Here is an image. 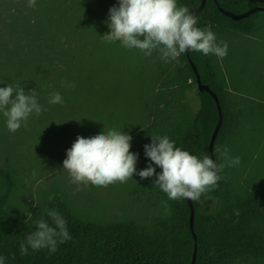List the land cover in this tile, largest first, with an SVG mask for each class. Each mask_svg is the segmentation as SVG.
<instances>
[{
  "label": "trees",
  "instance_id": "trees-1",
  "mask_svg": "<svg viewBox=\"0 0 264 264\" xmlns=\"http://www.w3.org/2000/svg\"><path fill=\"white\" fill-rule=\"evenodd\" d=\"M217 1L223 8L235 13L257 5L264 6V0ZM200 3L201 0H177L178 7L189 10ZM54 8L61 10L58 6ZM15 11L24 17L22 26L25 29L21 38L24 44L8 46L0 42V74L10 82L19 75L46 73L53 63L52 59L45 63L42 56H35V52L41 46L53 48L50 29L54 22L37 10L26 12L25 5ZM20 17H13V32L20 29L17 25ZM195 18L196 26L214 32L220 45L222 42L229 44L236 35L264 36V11L234 20L221 12L215 0H207ZM55 40H58L57 34ZM55 52L51 51L47 59ZM190 58L196 64L203 83L210 85L218 94L224 115L214 145L216 164H225L223 171L218 173L221 179L214 190L202 195L199 201H193L194 230L198 238L196 264H264V188L256 192L234 193L233 178L226 167L227 160L234 158L232 151L243 126L242 118L247 113L258 112L254 117L263 115L264 103L238 97L234 99L216 55L190 51ZM178 59L179 63L168 82L163 83L144 104L141 103L142 109L138 108L135 114L129 116L130 120L137 121L134 153L138 154V161L134 181L141 196L158 210L157 215L144 224L133 219L104 222L82 216L59 192H53L42 217L54 226L47 210L56 208L66 221L71 239L58 243L55 252H50L48 248L33 251L28 247V254L21 255L20 244L36 229L34 224L25 222L12 209L16 182L10 171L1 170L5 188L0 192V256L5 257V264L192 263L195 244L190 228L188 199L170 200L155 185L156 176L141 179L138 175L149 164L157 174L162 171L145 156L144 146L151 144L152 136H167L181 150L201 159L204 155L211 158L210 142L219 119L218 108L208 92L199 90L187 52ZM223 60L226 62V57ZM195 88L199 97L197 110L188 100V92ZM236 134L231 142V136ZM228 144L232 150L228 151L226 160L223 153Z\"/></svg>",
  "mask_w": 264,
  "mask_h": 264
},
{
  "label": "rangeland",
  "instance_id": "rangeland-1",
  "mask_svg": "<svg viewBox=\"0 0 264 264\" xmlns=\"http://www.w3.org/2000/svg\"><path fill=\"white\" fill-rule=\"evenodd\" d=\"M21 5L26 6V12L32 9L47 15L55 25L50 29L53 48L41 46L35 52L45 63L52 59L48 72L19 75L12 82L0 74V86L23 87L26 94H35L42 108L40 115L31 114L15 133L7 129L6 118L0 115V171H10L16 182L12 209L33 224L42 217L49 196L59 192L88 218L151 222L158 210L141 196L134 175L127 182L107 187L77 185L63 169V161L77 136L89 138L110 130L131 135L130 151L134 153L137 121L129 116L142 109L141 103L168 82L177 63L165 62L157 51L146 56L139 49L103 39L110 32L106 23L109 9L118 7V0H36L34 7H28V0H0V42L8 46L24 44V17L15 11ZM54 6L61 10L56 11ZM15 15L20 17L17 32H13ZM56 34L58 40L54 41ZM231 39L226 62L225 57L218 58L228 90L234 99L264 103V36L236 35ZM62 81L75 87L61 86ZM54 92L61 94L62 104L49 102ZM188 100L194 110L199 108L196 88L188 92ZM256 114L247 113L242 118L243 126L232 151L240 163L226 164L234 193L264 188V114L254 117ZM236 136L232 135L230 141ZM226 149L229 157L232 147L228 144ZM4 188L0 173V192Z\"/></svg>",
  "mask_w": 264,
  "mask_h": 264
},
{
  "label": "clouds",
  "instance_id": "clouds-1",
  "mask_svg": "<svg viewBox=\"0 0 264 264\" xmlns=\"http://www.w3.org/2000/svg\"><path fill=\"white\" fill-rule=\"evenodd\" d=\"M36 0H28L34 7ZM118 7L109 9L106 21L110 32L103 36L106 42H120L125 48L139 49L146 56L154 51L165 62L179 63V57L187 51L214 54L224 58L228 52L227 42L217 44L216 35L210 29L197 27V20L187 7H178L177 0H118ZM61 86L74 88V84L62 81ZM51 104H62L60 93L51 94ZM42 108L35 94L28 95L23 87L7 85L0 88V113L6 118L7 129L15 133L33 113L40 115ZM132 136L123 131L110 130L84 138L77 136L63 169L67 170L71 182L77 185L107 187L116 182H127L137 173L138 154L130 151ZM145 156L162 169L157 174L152 164L139 171L141 179L156 176L155 185L167 194L170 200L191 199L199 201L201 196L217 187L225 164L217 165L204 155L199 158L175 146L167 136H152L151 144L144 146ZM223 155L227 160V149ZM240 163V158L227 160L228 166ZM52 199V198H50ZM50 224L43 218L33 220L35 231L29 233L20 244L21 255L48 248L57 251L58 243L71 239L66 221L56 209H48ZM0 264L5 257L0 256Z\"/></svg>",
  "mask_w": 264,
  "mask_h": 264
},
{
  "label": "water",
  "instance_id": "water-1",
  "mask_svg": "<svg viewBox=\"0 0 264 264\" xmlns=\"http://www.w3.org/2000/svg\"><path fill=\"white\" fill-rule=\"evenodd\" d=\"M207 0H201V3L199 6L196 7H192L190 8L189 12L194 15V17L197 16V14L205 7ZM219 9L221 10V12L226 15L227 17H230L234 20H241L244 18H248L250 16H252L253 14L259 12V11H264V6H254L253 8L244 11L242 13H235L231 10H227L225 8H223L219 2L217 0H215ZM187 56L190 59V63L192 65V68L196 74V78H197V83H198V88L201 92H208L214 99L218 108V113H219V119H218V123L214 129L212 138H211V142H210V153H211V158L214 160V162L216 163V159H215V154H214V145H215V141L216 138L218 136V133L222 127L223 124V120H224V115H223V110H222V106L219 100V96L218 94L210 87V85L203 83L201 75L198 71V68L196 66V64L194 63V61L190 58V51H187ZM190 208H191V215H190V228L194 237V252H193V259H192V263L191 264H196V260H197V251H198V238H197V234L194 230V220H195V209H194V205H193V201L191 199H188Z\"/></svg>",
  "mask_w": 264,
  "mask_h": 264
}]
</instances>
